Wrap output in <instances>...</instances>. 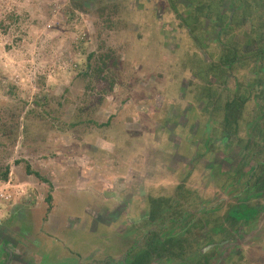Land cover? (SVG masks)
I'll list each match as a JSON object with an SVG mask.
<instances>
[{"label":"rangeland","instance_id":"1","mask_svg":"<svg viewBox=\"0 0 264 264\" xmlns=\"http://www.w3.org/2000/svg\"><path fill=\"white\" fill-rule=\"evenodd\" d=\"M110 3L118 4L121 22L107 32L95 11ZM169 3L0 0V111L9 125H14L13 109L21 113L10 136L0 130V171L11 169L0 191L12 194L10 200L0 197V238L13 242L18 259L104 261L116 253L112 246L97 249L107 233L100 225H112L111 237L127 232L131 217L144 215L149 196L200 209L197 200L224 194V171L235 172L237 165L229 163H237L242 152L224 154L225 138L212 120H222L237 84L256 83L255 66L264 61L256 51H264V37L251 43L255 35L246 34L253 29H240L244 60L209 77V66L225 54L224 44L232 46L215 28V8L186 25L175 8L187 17L192 3ZM235 9L232 0H224L219 10ZM109 48L121 58L112 90L104 79L82 76L89 55ZM257 90L259 84L246 93L250 98ZM253 105L241 108V124L256 113ZM110 118L109 126H98ZM240 128V138L257 132ZM106 239V244L114 240ZM242 256L247 263L264 264L262 249Z\"/></svg>","mask_w":264,"mask_h":264},{"label":"flooded vegetation","instance_id":"2","mask_svg":"<svg viewBox=\"0 0 264 264\" xmlns=\"http://www.w3.org/2000/svg\"><path fill=\"white\" fill-rule=\"evenodd\" d=\"M262 51H256L260 52V60L264 59ZM255 67L257 81L253 86L246 87L254 91L259 84V91L246 102L240 100L239 105L242 107L251 103L254 104L256 113H263L264 71L261 68L264 67V61H260ZM241 112L237 125L233 123L232 117L228 118L229 112L225 110L221 121L212 120V123L219 124L225 138L224 154H230L234 149L239 154L242 152L238 159H234L237 163H229L237 165L235 172L224 171L226 178L221 185L224 194H214L206 200H197L200 209H194V204L183 209V205L176 200L169 203L171 200L163 195L159 198L149 196L148 202H145V209L148 211L145 210L138 220L132 216L127 232H116L111 237L107 233L113 228L112 225H100L107 233L104 234L106 236H101L105 238L103 244L98 243L101 247L96 248L107 251L112 246L116 256L108 255L103 258L104 261L95 257L90 263H84L81 259L80 263L72 264H256L252 260L247 263L242 255L248 249L264 250V143L263 140L255 141V135L240 138V127L243 124L248 126L260 118L254 112L252 117L250 115L249 122L244 119L241 124ZM230 127H237V131H231ZM213 134L216 136L212 132L211 139L214 138ZM249 161L254 163L250 164ZM248 172L250 173L245 180ZM234 175L239 176L238 179L230 180ZM154 199L159 203L154 205ZM154 207L158 209L153 211ZM106 238L114 240H109L111 244H106ZM11 245H14L13 242L8 243L0 238V264H45L43 260L35 262L18 259L11 252ZM118 249L121 251L119 255ZM98 251L95 250V254Z\"/></svg>","mask_w":264,"mask_h":264},{"label":"trees","instance_id":"3","mask_svg":"<svg viewBox=\"0 0 264 264\" xmlns=\"http://www.w3.org/2000/svg\"><path fill=\"white\" fill-rule=\"evenodd\" d=\"M172 5L177 6L179 4V0H168ZM192 3L193 7L189 9V16L182 17L181 12H179L178 8L176 9L177 15L181 17V20H183L184 24H191L193 21L195 23H198V20L201 19V15L203 11L215 8V11L213 12L214 18L217 19L218 24L215 25V28H218V32L220 36H222V42L227 41L231 42L230 44L232 46L228 47L224 44V53L221 57V61L219 64H212L208 68V73L211 74L208 75L209 77L216 76L218 70L220 69H228L230 67H233L234 64L241 63L244 60V56L241 55V48L238 44L237 38L239 37L238 32L241 31L240 29H243L244 31H251L248 33L247 36L255 35L254 37H249L251 43L260 44V40L264 37V23H260V19L264 18V0H232L236 4V9L228 13L222 12L220 9L221 4L224 2V0H188ZM202 5V6H201ZM215 6V7H214ZM74 7L76 9H80L83 12H87V10L84 8L83 4L74 3ZM183 7V6H182ZM181 7V8H182ZM184 8V7H183ZM120 8H118L117 3H110L109 5H99L98 8L95 11L98 23L102 25L103 29L107 32L116 30L118 24H120ZM211 12V11H210ZM197 16V19H194V17ZM189 18V19H188ZM96 23V25L98 24ZM257 23V24H256ZM260 26L262 28H260ZM101 47V46H100ZM101 49H103L101 47ZM261 49V47L259 48ZM236 51V52H235ZM263 55H264V51ZM120 55L115 49L109 48L108 51L103 52V50L100 53H92L89 55V66L88 70L82 74L83 77H91L92 79H95L96 81L105 80L108 81V88L112 90L118 81V67L120 63ZM264 67L261 68L262 71ZM260 69V68H259ZM258 69V70H259ZM256 70V69H255ZM226 71V70H225ZM255 72V71H254ZM219 82V81H218ZM217 81L213 82L210 86L211 88H207L208 91L214 92L213 85H215ZM251 91L250 87H246L245 85H239L237 84L235 86V93L232 101L226 102L225 108H222V111H229L228 114L233 118V123L237 125L238 117L241 112V108L239 105L238 100L247 101L249 96L246 92ZM251 97V95H250ZM244 100H243V99ZM210 99V98H209ZM219 100V98H218ZM220 101V100H219ZM244 102V103H245ZM242 104V102H241ZM232 107V108H231ZM13 112L15 114L12 117L14 119V125H9L10 120L8 118H4V113L0 111V130L2 133L11 135V128L18 126V118H20L21 113L16 114V111L13 109ZM264 116V112L262 113ZM10 117V116H9ZM251 118L247 119L246 122H249ZM13 121V120H11ZM111 121V118L109 121L105 124H98L101 127L109 126ZM258 123V126H255V123ZM79 124V123H78ZM74 126L77 124H73ZM239 127V126H238ZM250 129H255L257 132L254 134H251V136L255 137L253 138L256 140H263L264 143V134H262V131H264V118H258V120L253 121L248 126ZM232 128L231 131H237V127ZM262 128V129H260ZM260 132V133H259ZM16 140V138H14ZM28 172L32 173L30 171V168L28 167ZM11 174L10 166H6L4 170L0 171V182H7L9 180ZM36 175H39V173H34ZM154 205L158 204L155 199L153 200ZM157 207H154V210Z\"/></svg>","mask_w":264,"mask_h":264},{"label":"built area","instance_id":"4","mask_svg":"<svg viewBox=\"0 0 264 264\" xmlns=\"http://www.w3.org/2000/svg\"><path fill=\"white\" fill-rule=\"evenodd\" d=\"M0 197L4 198V200H10L12 199V194H7L4 190L0 191Z\"/></svg>","mask_w":264,"mask_h":264}]
</instances>
